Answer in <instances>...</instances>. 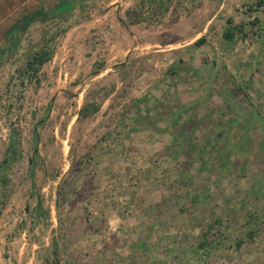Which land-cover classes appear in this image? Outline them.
<instances>
[{
	"label": "rangeland",
	"instance_id": "obj_1",
	"mask_svg": "<svg viewBox=\"0 0 264 264\" xmlns=\"http://www.w3.org/2000/svg\"><path fill=\"white\" fill-rule=\"evenodd\" d=\"M57 1L0 0V264H264V0Z\"/></svg>",
	"mask_w": 264,
	"mask_h": 264
},
{
	"label": "trees",
	"instance_id": "obj_2",
	"mask_svg": "<svg viewBox=\"0 0 264 264\" xmlns=\"http://www.w3.org/2000/svg\"><path fill=\"white\" fill-rule=\"evenodd\" d=\"M50 9L52 10L53 14L58 13L59 15H63L70 9L69 1L58 0ZM48 11L50 10H46L42 6H40L38 9L32 12H27L24 16L15 20L11 24V26L7 31V35L13 36L17 32H19V30L26 29L32 22L39 20L40 17L49 14ZM45 19L46 17H42L41 20H45ZM239 27L240 25L238 26L236 25L233 29L235 28L240 29ZM233 29H227V31L225 30V32L223 33V37L225 40H234L236 33L235 31H233ZM65 31L66 29H63L61 33ZM57 34H60V32L56 33L55 35ZM55 35L52 38L43 40L36 49H34L28 54L25 61V67L23 70L27 80H31V81L35 80L37 82L39 81V79L37 78L38 72L40 71L41 67L47 61H49L53 56L52 42L54 41ZM203 40H204L203 38L198 39L195 42V45H200L203 42ZM3 165H4L3 162L0 163V167H2Z\"/></svg>",
	"mask_w": 264,
	"mask_h": 264
}]
</instances>
